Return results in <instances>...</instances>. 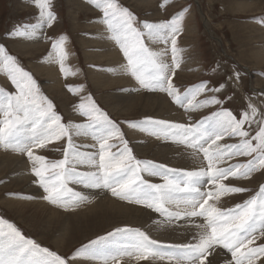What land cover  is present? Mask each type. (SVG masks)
I'll use <instances>...</instances> for the list:
<instances>
[{"label": "snow or ice", "instance_id": "6c2138e0", "mask_svg": "<svg viewBox=\"0 0 264 264\" xmlns=\"http://www.w3.org/2000/svg\"><path fill=\"white\" fill-rule=\"evenodd\" d=\"M34 4L38 8V22L17 26L7 34L9 37H35L42 24L50 26L55 21L51 0H34ZM94 4L102 10L104 21L112 32L111 38L117 42L126 59L123 70L134 77L141 88L164 92L185 109L222 103L216 96L203 101L196 98L205 91L218 92L224 85L212 89L208 87L210 82L202 81L180 93L173 84L175 70L180 67L177 41L187 9L168 21L138 22L136 16L118 0H94ZM146 37L152 42L170 44L171 64L164 59L166 51L150 48L145 42ZM65 40L66 37L56 38L46 59L57 62L67 77L75 73L65 64L68 56ZM0 72L9 77L16 89L15 92L0 89V145L27 154L33 165L31 171L38 178L35 182L46 193L42 197L44 200L66 209L77 207L88 197L68 187L70 181H75L86 188L108 190L114 197L130 203L143 204L169 221L182 217H202L205 220L197 225L200 231L198 238H194L195 243L161 246L146 232L123 227L98 236L78 249L71 259L84 253L103 264H119L125 256L134 257L136 261L156 258L175 260L176 264H184L185 261L187 264H204L211 251L221 246L231 254L235 264H255L260 256H264V243L251 246L257 238H264V185L256 195L234 207H217L222 197L248 191L225 184V180L229 177L249 178L254 172L264 169V117L255 120L259 111L255 105L249 103L250 111H242L240 118L230 109H221L194 124L152 117L140 122L126 121L134 128L139 127L142 131L203 154L206 166L181 171L164 164L138 160L117 122L99 107L91 95L82 98L75 106L79 114L88 118L87 122L64 123L63 117L55 111L53 101L41 93L32 73L24 69L3 44H0ZM239 75L234 73L237 80ZM67 87L72 92L83 90L81 85ZM246 123L259 124L254 136L250 137L249 131L244 129ZM84 134H91L98 141L96 152L78 150L73 136ZM225 137L241 139L233 144L218 143ZM65 138L67 147L63 159L48 161L33 151ZM114 138L122 144L116 151H112L116 144L109 143ZM236 156H249L251 159L246 163L218 166ZM77 164H88L94 170L78 171ZM144 174L162 177L163 182L153 183L145 179ZM168 205H175L176 210ZM166 247L172 250L168 251ZM0 264H70V260L26 237L15 224L0 217Z\"/></svg>", "mask_w": 264, "mask_h": 264}, {"label": "rangeland", "instance_id": "374dc122", "mask_svg": "<svg viewBox=\"0 0 264 264\" xmlns=\"http://www.w3.org/2000/svg\"><path fill=\"white\" fill-rule=\"evenodd\" d=\"M239 1L241 2V0H151L149 3L145 2L141 4L142 6L140 7L131 0H118L120 5L128 8L136 16L138 22L168 21L175 14L180 13L181 10L187 9L183 14L182 30L177 41L180 67L175 70L176 74L173 77V84L179 89L180 93H184L186 89L196 86L202 81L210 82L208 87L212 89L224 85L218 92L205 91L196 98L197 101H203L216 96L222 103L209 104L199 109H185L175 104L172 98L164 92L149 91L141 88L134 77L123 70L122 66L126 64V59L117 42L111 38L112 32L104 21L102 10L95 6L94 0H73V2L71 0H51L52 11L55 13L56 19L50 26L47 23L42 24L37 29L35 37H9L7 35L19 25L35 24L38 22V8L35 6L34 0H0V44H3L8 52L17 58L24 69L32 73L41 93L53 101L55 111L63 117L64 123H68L69 121L73 123L87 122L88 118L79 114L75 106L81 102L82 98L91 95L99 107L107 112L112 120L117 122L123 133V138L128 141L132 154L138 160H148L164 164L169 168L181 171L195 170L201 166H206L202 153L196 152L186 145L154 136L147 131H142L139 127L134 128L126 123V121L140 122L144 118L153 115L152 118L154 119L194 124L221 109H230L237 118H240L242 111H250L248 108L249 103L259 109L255 117L256 121L264 117V62L261 63L263 56L260 54V52L264 51V0H243L242 2L246 3V6H242L241 9L236 10V4ZM77 3L82 6H78ZM260 7L261 10H257ZM250 8L256 10H251ZM252 26H255L261 32ZM60 37H66L64 47L68 56L65 64L75 75L65 77L57 62L46 59L48 53L51 51L53 41ZM97 40L100 43L96 42ZM101 40H108L114 45L122 62L120 61L116 65L115 61L110 62L97 58V54L104 51L101 48ZM145 42L153 50L166 51L167 54L164 56V59L168 63H172L170 44L166 46L163 43L152 42L147 37L145 38ZM38 43H42L43 45H36ZM16 45H24V55L15 49ZM53 66L56 67L54 69L55 72L52 70ZM235 72L240 74L238 80L234 76ZM118 75L130 77L132 83L120 86H116L115 84L103 86L100 84L104 76L116 77ZM68 85H81L83 86V90L72 92L69 91ZM0 89L8 92L16 91L9 77L3 72H0ZM134 94L163 95L178 111L171 114L169 112L159 113V109L157 108L152 112L150 108L146 107V99H143L144 105L140 104L136 106L134 104L128 106L125 103L117 104L116 95ZM244 129L249 131L251 137L259 130V124L253 123L249 125L246 123ZM152 139L158 140L162 145H168L173 149H181L180 151L188 153L191 155V160L195 165L190 167L191 165L170 163V161H174L176 157L180 156L178 154L158 153L153 149V147L157 148L156 146L149 145ZM240 139V137H225L224 140L218 143L233 144L238 143ZM73 142L77 145L80 152L88 153L98 150V141L91 134L74 135ZM109 143L116 144V148H113L112 151H116L117 148L122 147L118 138L110 140ZM255 143L256 141L253 140V144ZM92 145H96V147L94 148ZM66 147L67 140L65 138L53 141L44 148H34L33 151L36 155L46 157L48 161H55L63 159ZM0 150L22 155L28 168V177L33 182L32 187L20 188L15 183L16 180H13L17 176L16 171L3 170L0 172V217L15 224L26 237L34 239L41 246L69 259L70 264H76L77 261L83 262L85 260L92 261L95 264H103L101 260L92 259L84 253L77 254L75 259L71 258L77 253L78 249H81L84 245H88L90 241L95 240L98 236H104L116 228L138 226V229L146 232L152 239L159 241L161 246H170L195 243L194 238H198V230L200 231L197 225L205 222L202 217H193V219L182 217L169 221L162 214L156 213L153 209H149L143 204H139V206L142 205L141 207L135 206L114 197L108 190L86 188L75 181H70L68 187L74 191L83 193L88 199L80 203L76 208L67 210L60 205H53L42 198L46 193L39 183L35 182L38 178L31 171L33 166L32 161L26 153L18 152L12 148L5 149L2 145H0ZM249 159H251L249 156H236L218 166L224 167L228 164L246 163ZM76 168L81 172L94 170L88 164H77ZM144 178L153 183L163 182L162 177H152L144 174ZM224 183L243 187L248 189V191L222 197L217 202V207L221 209L234 207L236 204L242 203L256 195L260 187L264 185V169L254 172L249 178L229 177ZM35 190L40 193V196L35 197L32 193ZM95 195H97L96 198ZM99 196H110L118 201H123L129 206L150 211L156 217L155 228L160 230L159 234L163 233L166 235L165 237L168 235L167 240H171V242L163 241L162 239V241L158 240L151 235L142 223L140 225L133 224L128 226L129 224H117V226H114L115 223L125 222L127 217L122 213H114L115 209L108 208L107 204L98 209V211H94L90 217L85 218V213L89 209L87 205L92 203L94 198L96 201ZM4 198L27 201L29 205L25 212L27 213L28 211V214L31 215L33 211L38 209L39 211L37 210L36 212L37 217L35 215L27 217L29 215L23 213L26 216L23 219L18 213L16 214L12 211L16 209H10L3 203L2 199ZM32 201L45 202L46 204L34 205ZM38 206L39 208H37ZM168 206L173 211L176 210L175 207L174 210L172 206ZM40 214L46 215L43 218ZM53 214L57 218L53 217L51 219L50 217ZM38 217L39 219H37ZM41 218H43L42 222L40 221ZM109 219L114 222L109 224ZM145 225L148 226V223H145ZM167 226H169V229H167ZM165 227L166 229H164ZM189 227L190 229L187 230ZM260 243H264V238H257L251 246L254 247ZM171 250L169 249L168 251ZM215 254L225 255L222 257L223 259H220L221 261L215 262ZM132 263L176 264V261L156 258L136 261L134 257L129 256H125L119 261V264ZM218 263L235 264L231 254L226 249H223L222 246L216 247L214 251H211L208 259L204 262V264ZM184 264H187V262L185 261ZM255 264H264V256H260L255 261Z\"/></svg>", "mask_w": 264, "mask_h": 264}, {"label": "bare ground", "instance_id": "6f19581e", "mask_svg": "<svg viewBox=\"0 0 264 264\" xmlns=\"http://www.w3.org/2000/svg\"><path fill=\"white\" fill-rule=\"evenodd\" d=\"M132 2H135L137 3L138 6H142L141 4L145 3V2H151V0H131ZM243 0H241V2L239 1L237 4H236V7L235 9L238 10V9H241L242 6H246V3L242 2ZM250 1V0H249ZM71 2H73V0H71ZM247 2V1H245ZM254 3V2H253ZM78 6H82L81 4L77 3ZM250 5V4H249ZM257 7V5H256ZM77 8V7H76ZM247 8V7H245ZM84 9V8H83ZM251 10H256V9H252L250 8ZM245 10V9H243ZM257 10H261V7L258 8ZM249 11V9H248ZM192 16V15H191ZM254 27L257 31L261 32L260 30H258L255 26H252ZM253 32V31H252ZM256 37V36H255ZM101 40V48L104 50L102 51L101 53L97 54V58L100 59V60H108L110 62H113L115 61L116 62V65H118V62L121 61V57L120 55L118 54L117 50L115 49L114 45L106 40ZM96 42L100 43L99 40H97ZM38 46L40 45H43L42 43H38L36 44ZM258 45V44H257ZM262 47V45H261ZM264 47V46H263ZM15 49L17 51H19L22 55H24V45H16L15 46ZM264 49V48H263ZM260 51V50H259ZM263 51V50H262ZM260 54L263 56L262 57V61L261 63L264 62V51L263 52H260ZM122 62V61H121ZM52 66V65H51ZM56 67L53 66L52 70L55 72V69ZM38 71V69H36ZM50 71V70H49ZM104 73V72H103ZM55 81V79H53ZM132 83V79L130 77H124V76H116V77H111V76H104L101 81H100V84L105 86L107 84H110V85H113L115 84L116 86H120L122 84H131ZM261 87V86H260ZM65 97V96H64ZM115 99H116V102L117 104L119 103H125L127 104L128 106H132V105H140V104H143L144 105V100L143 99H146V107L150 108V110L152 112H154L157 108L159 109V113H163V112H169L170 114L171 113H175L177 112L178 110L176 108H174L170 103L169 101L163 96V95H153V94H134V95H116L115 96ZM183 113V112H182ZM178 115V114H177ZM183 115V114H182ZM153 116V115H152ZM151 116V117H152ZM177 119V118H176ZM180 119V118H179ZM141 131V130H140ZM139 134V133H137ZM135 135V134H134ZM138 138V137H137ZM147 138V137H146ZM138 141V140H136ZM152 142H150V146H156L157 148L153 147V149H155L158 153H166V154H178V156L180 157H176V160L174 161H170V163H175L177 165L179 164H185V165H191L190 167H193L195 165V163L192 162V158L190 157L191 155H189L188 153L186 152H182L180 150H177V149H173L172 147L168 146V145H162L157 141L155 140H151ZM137 147V146H136ZM149 147V146H148ZM43 151V150H42ZM15 156V157H14ZM154 156H157V155H154ZM189 156V157H188ZM18 157V158H17ZM20 158V159H19ZM194 160V159H193ZM197 163V162H196ZM196 167V166H195ZM3 170H12V171H16L17 172V176L15 179L13 180H16V184L20 187V188H24V187H32L33 186V182H32V179L30 177H28V168H27V165H26V161L25 159L23 158L22 155H19V154H15V153H12V152H8V151H4V150H0V172L3 171ZM33 189V188H32ZM92 191V190H91ZM32 193L35 195V197L37 196H40V193L37 192L36 190ZM97 197V195H95V198ZM95 198L93 200L92 203H90L89 205H87V207L89 208L88 209V212H86L85 214V218L87 217H90L92 215V213L94 211H98V209L102 208V206H105L106 204L108 205V208L110 209H115L113 212L114 213H122V214H125L127 219L125 222H122V223H115L114 226H117V224H129V225H140V223H142L143 226L146 227V229L151 233L152 236H154L155 238L159 239V240H163V241H170L171 240H167L168 239V235L167 237H165L166 235L165 234H159L160 230H157L155 228V215L152 214L150 211H147V210H144L142 208H135L134 206H129L127 204H125L123 201L121 200H116V199H113L111 198L110 196H99V198L95 201ZM225 199V198H223ZM4 202V204L9 207L10 209H16V210H12L14 213H18L20 216H22V218H26V216H24L23 213L25 214H28L29 212L27 211V213L25 212L26 211V208L28 207L29 203L27 201H21V200H15V199H2ZM32 204H46L45 202H36V201H32ZM85 204V203H84ZM58 206V205H57ZM79 206V205H78ZM86 206V205H85ZM172 206L173 208L175 207V205H170ZM6 207V208H7ZM41 207V206H40ZM169 207V206H168ZM228 207V206H227ZM33 209V207H31ZM35 208V207H34ZM39 208V206L37 207ZM36 208V209H37ZM76 208V207H75ZM176 208V207H175ZM174 208V210H175ZM43 209V208H42ZM61 209V208H60ZM81 209V208H80ZM28 210V209H27ZM34 210V209H33ZM38 210V209H37ZM37 210L36 211H31L32 214L31 215H35L37 217ZM49 210V208H48ZM68 210V209H67ZM85 210V209H84ZM39 211V210H38ZM42 212V210H40ZM46 211V210H45ZM54 211H56L54 209ZM58 211V210H57ZM40 212V213H41ZM50 212V211H49ZM59 212V211H58ZM77 212V210H76ZM43 213H46V212H43ZM42 213V214H43ZM67 213V212H66ZM40 214V215H42ZM71 214V213H70ZM75 214V213H74ZM29 216L27 217H30L31 215L28 214ZM46 215V214H45ZM45 215L42 217L44 218ZM51 215V214H50ZM61 215V213H60ZM63 215V214H62ZM76 215V214H75ZM70 216V215H69ZM53 217L57 218V216L55 214H53L50 218L53 219ZM76 217V216H75ZM21 218V217H20ZM41 218L40 221L43 219ZM60 218V217H59ZM65 218V217H64ZM39 219V217L37 218ZM66 219V218H65ZM70 219V218H69ZM193 219V218H192ZM63 220V219H61ZM68 220V218H67ZM189 220V219H188ZM44 221V220H43ZM52 221V220H51ZM42 222V221H41ZM47 222V221H46ZM45 222V223H46ZM61 222V221H59ZM114 221H112L111 219H109V224L113 223ZM181 222V221H179ZM184 222V221H182ZM39 223V222H38ZM44 223V222H43ZM139 223V224H138ZM145 223H148V226L145 225ZM186 223V222H185ZM188 223V222H187ZM180 224V223H179ZM182 224V223H181ZM43 225V224H42ZM45 225V224H44ZM186 225V224H185ZM46 226V225H45ZM190 226V225H189ZM186 227V226H185ZM191 227V226H190ZM187 228L188 229H190ZM166 229V227L164 228ZM167 229H169V226H167ZM186 229V228H184ZM193 230V228H191ZM197 229V228H196ZM60 230V229H59ZM198 230V229H197ZM173 231V230H172ZM179 232V231H177ZM199 232V230H198ZM178 234V233H177ZM71 237V236H70ZM197 238V237H196ZM161 240V241H162ZM177 241V240H176ZM173 242V241H172ZM223 252V251H222ZM225 254H215V259L214 258H211V259H214L215 262L219 261L220 259H223L222 257H224ZM213 256V255H212ZM211 256V257H212ZM227 256V255H226ZM225 256V257H226ZM228 258V257H227ZM226 258V259H227ZM221 261V260H220ZM214 262V261H212ZM226 262V261H225ZM222 263V262H221ZM76 264H95L93 263L92 261H89V260H85V261H77ZM133 264V263H132ZM219 264V263H218Z\"/></svg>", "mask_w": 264, "mask_h": 264}, {"label": "crops", "instance_id": "0c3cea01", "mask_svg": "<svg viewBox=\"0 0 264 264\" xmlns=\"http://www.w3.org/2000/svg\"><path fill=\"white\" fill-rule=\"evenodd\" d=\"M118 198V197H117ZM123 201H125V202H128V201H126V200H123ZM130 203V202H129ZM131 204H133V205H135V206H138V207H141L142 205H140L139 206V204H136V203H131ZM128 226H130V225H128ZM129 228H135V229H138L139 227L138 226H133V227H129ZM159 240V239H158ZM121 243H124V241H121ZM171 250V248H167L166 247V250Z\"/></svg>", "mask_w": 264, "mask_h": 264}]
</instances>
